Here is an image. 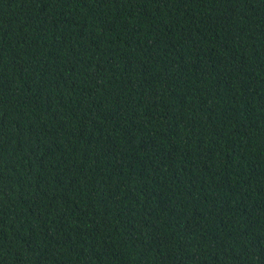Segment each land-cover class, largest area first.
<instances>
[{
	"label": "trees",
	"instance_id": "trees-1",
	"mask_svg": "<svg viewBox=\"0 0 264 264\" xmlns=\"http://www.w3.org/2000/svg\"><path fill=\"white\" fill-rule=\"evenodd\" d=\"M0 264H264V0H0Z\"/></svg>",
	"mask_w": 264,
	"mask_h": 264
}]
</instances>
